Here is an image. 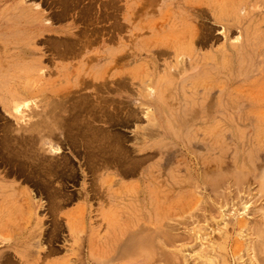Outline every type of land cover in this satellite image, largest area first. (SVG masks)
Returning <instances> with one entry per match:
<instances>
[{"label": "rangeland", "instance_id": "obj_1", "mask_svg": "<svg viewBox=\"0 0 264 264\" xmlns=\"http://www.w3.org/2000/svg\"><path fill=\"white\" fill-rule=\"evenodd\" d=\"M2 83L0 264L262 263L264 0H0Z\"/></svg>", "mask_w": 264, "mask_h": 264}, {"label": "bare ground", "instance_id": "obj_2", "mask_svg": "<svg viewBox=\"0 0 264 264\" xmlns=\"http://www.w3.org/2000/svg\"><path fill=\"white\" fill-rule=\"evenodd\" d=\"M260 3V2H259ZM23 74V73H22ZM22 74H19V76H18V78L19 77H21L22 76ZM17 78V79H18ZM99 78V77H98ZM70 93V92H69ZM36 94V93H35ZM65 95V94H64ZM80 99V98H79ZM32 101H34L33 100V97L31 96V93H29L28 92V90L27 89H25V88H17V89H15V90H8L6 87H5V85L2 83L1 84V86H0V105L3 107V109L10 115V116H12V117H14L17 121L18 120H20L21 118H22V116L21 117H19V115H21V113H22V109H27V107L29 108V103H31ZM62 105V104H61ZM50 109V108H49ZM54 109V108H53ZM31 112H32V110H31ZM34 112V111H33ZM35 112H38L39 113V111H35ZM34 112V113H35ZM41 112V111H40ZM46 112L47 111H45L44 110V113H45V115L43 114V112L42 113H39V116H38V118H39V120H35L34 122H30L29 123V125L27 126V127H20V131L22 130V132L21 133H19V134H14V136H15V139H20L21 141H23V142H25V143H32V144H34V143H37L38 141H40L41 142V138H42V136L44 135H46V136H49V137H52L53 135H54V131L55 130H58L57 129V127H56V125L55 124H52V122H48V118L50 119V120H52L51 118H53V115L51 116V115H49V111L47 112L48 114H46ZM34 113H32L33 115H34ZM52 112L50 111V114H51ZM42 114V115H41ZM63 114V113H62ZM35 115H38V114H35ZM34 115V116H35ZM49 115V117L47 118V116ZM40 116H44V117H40ZM50 116H51V118H50ZM55 116V115H54ZM86 117H88V116H86ZM47 118V119H46ZM55 118L56 117H54V119L53 120H55ZM35 119H37V118H35ZM57 119H59V118H57ZM56 119V120H57ZM87 119H89V117L87 118ZM103 119H104V117H103ZM15 120V121H16ZM52 120V121H53ZM61 120V119H60ZM82 120V119H81ZM80 120V121H81ZM91 120V119H90ZM60 122V121H59ZM82 122V121H81ZM80 122V123H81ZM83 122H85V121H83ZM56 123V122H55ZM98 123V122H97ZM59 125V124H58ZM12 129V128H11ZM6 130V129H5ZM9 131V130H8ZM11 132V131H10ZM45 136V137H46ZM74 137V136H73ZM10 138V137H9ZM72 138V137H71ZM11 140H13V139H11ZM7 141H8V139H7ZM108 141V140H107ZM11 142V141H10ZM39 142V143H40ZM81 142V141H80ZM8 143V142H7ZM101 143V142H100ZM38 144V143H37ZM36 144V145H37ZM8 145H10V144H8ZM7 146V145H6ZM10 148V147H9ZM37 148V147H36ZM95 149V148H94ZM36 150V149H35ZM84 151V150H83ZM115 151V150H114ZM118 151V150H117ZM39 152V151H38ZM121 152V151H120ZM121 155V154H120ZM119 155V156H120ZM122 158V157H121ZM30 160V159H29ZM130 162V161H129ZM49 165H51V164H49ZM105 165V164H104ZM131 165V164H130ZM132 166V165H131ZM103 170V169H102ZM215 189V188H214ZM239 192V191H238ZM237 194V193H236ZM246 194V193H245ZM219 195H221V194H219ZM233 196V195H232ZM234 197V196H233ZM221 198V197H220ZM256 198V197H255ZM225 199V198H224ZM233 199V198H232ZM235 199V198H234ZM199 200V199H198ZM233 201V200H232ZM249 203V202H248ZM253 203V202H252ZM217 205V204H216ZM195 207H197L196 205H195ZM248 207V206H247ZM194 208V207H193ZM244 208H246V206L244 207ZM192 212V211H191ZM194 212V211H193ZM229 214V213H228ZM191 215H192V213H191ZM194 215V214H193ZM242 218V217H241ZM244 218V217H243ZM198 219V218H197ZM175 223V222H174ZM257 230L255 229V231H254V229H251L250 228V232H251V230H253V234H255L254 232H256V234L258 235L257 236V238L259 239L258 241H256L255 242V244H253V242L249 239L247 242H246V244H245V250L246 251H248V250H250V248H251V246H250V244H251V242H252V244L254 245H252V247H253V249L254 248H257L256 250L259 252V254H262L263 256H264V215L262 216V217H260V219H259V223L257 222ZM245 225H246V223H244V221H243V219H242V221H239V226L240 227H245ZM252 225V224H251ZM173 226V225H172ZM254 226V225H253ZM168 227V226H167ZM175 227V226H174ZM173 227V228H174ZM255 227H256V225H255ZM165 228V227H164ZM178 228V227H177ZM197 228V227H196ZM254 228V227H253ZM141 229V228H140ZM154 231V230H153ZM160 231H162V230H160ZM169 231V230H168ZM171 231H173V229L171 230ZM230 231V230H229ZM139 232V231H138ZM165 232V231H164ZM169 233V232H168ZM167 233V234H168ZM252 233V232H251ZM255 234V235H256ZM131 235H132V233H131ZM134 235H135V233H134ZM211 235V234H210ZM136 236V235H135ZM156 236V235H155ZM154 237V236H153ZM153 237L151 238L152 240H153ZM164 237V236H163ZM168 237H170V236H168ZM173 237V236H172ZM203 237V236H202ZM205 238V237H204ZM126 239V238H125ZM131 239V238H130ZM133 239V238H132ZM135 239V238H134ZM147 240V239H146ZM162 240H164V239H162ZM237 241H238V239H236ZM168 241V240H167ZM124 242V241H123ZM133 242V241H132ZM138 242V241H137ZM150 242H152V241H150ZM126 243V242H125ZM125 243H123V244H125ZM209 243V242H208ZM122 244V243H121ZM123 244H122V246L121 247H123ZM130 244H131V242H130ZM141 244V243H140ZM142 244H143V242H142ZM151 244V243H150ZM154 244V243H153ZM240 244V243H239ZM238 244V245H239ZM137 245V244H136ZM157 245H159V244H157ZM126 246V245H125ZM143 245H141V247H142ZM201 246V245H200ZM237 246V245H236ZM152 247V246H151ZM150 247V248H151ZM153 247L155 248V246L153 245ZM191 247V246H190ZM241 247V249L243 248L242 246H241V244L239 245V248ZM139 249H140V247H138ZM154 248H153V250H154ZM157 248H158V246H157ZM198 248V247H197ZM125 249V248H124ZM132 249V248H131ZM143 249V248H142ZM160 249V248H159ZM236 249H237V247H236ZM252 249V250H253ZM132 250H134V249H132ZM141 250V249H140ZM162 250V249H161ZM200 250V249H199ZM234 250V249H233ZM255 250V251H256ZM150 251V250H149ZM206 251V250H205ZM237 252H235V251H233V252H235V254L236 253H239L238 251H240V249L239 250H236ZM254 251V250H253ZM252 251V252H253ZM118 252V251H117ZM155 252V251H154ZM257 252V253H258ZM121 253H123L122 251H121ZM205 253H207V252H205ZM256 253V252H255ZM255 253H253V254H255ZM256 253V254H257ZM200 254V253H199ZM246 254H247V257L249 258V254L246 252ZM170 255V254H169ZM168 255V256H169ZM205 255V254H204ZM258 255V254H257ZM120 256V255H119ZM124 256H125V254H124ZM128 256V255H127ZM132 256V255H131ZM135 256V255H134ZM163 256V255H162ZM234 256V255H233ZM253 256V255H252ZM262 256V257H263ZM243 257V256H242ZM251 257V256H250ZM254 257L255 258H257L256 257V255H254ZM259 257V256H258ZM260 258V261H261V259L263 260V261H261L262 263H258L257 261V263L256 264H264V258ZM119 258V257H118ZM125 258V257H124ZM128 258V257H127ZM136 258V257H135ZM210 258V257H209ZM242 259V258H241ZM252 259H253V257H252ZM117 260V259H116ZM135 260V259H134ZM158 260V259H157ZM255 260H258V259H255ZM115 261V260H114ZM164 261H165V259H164ZM259 261V262H260ZM113 262V261H112ZM159 262V261H158ZM247 262V261H246ZM105 263V262H104ZM106 263H107V261H106ZM160 263V262H159ZM213 263V262H212ZM250 264L252 263V264H255V263H253V261L252 260H250V262H249ZM108 264V263H107ZM158 264V263H157Z\"/></svg>", "mask_w": 264, "mask_h": 264}, {"label": "crops", "instance_id": "obj_3", "mask_svg": "<svg viewBox=\"0 0 264 264\" xmlns=\"http://www.w3.org/2000/svg\"><path fill=\"white\" fill-rule=\"evenodd\" d=\"M68 32H69V30H67V29H60V35L61 34L66 35V34H68ZM62 69H63V67L60 66V71ZM86 77H87V79H89L90 81H93L94 83H97V82L100 83V81L105 80L104 76H102V75H96V74H94V75H88ZM102 86H104V85L102 84Z\"/></svg>", "mask_w": 264, "mask_h": 264}]
</instances>
